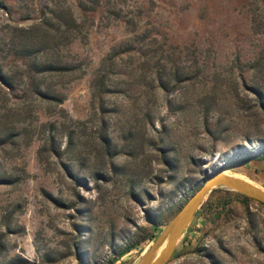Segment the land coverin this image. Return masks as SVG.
Here are the masks:
<instances>
[{"label":"rangeland","instance_id":"rangeland-1","mask_svg":"<svg viewBox=\"0 0 264 264\" xmlns=\"http://www.w3.org/2000/svg\"><path fill=\"white\" fill-rule=\"evenodd\" d=\"M100 1L0 0V264H135L264 140V0ZM223 195L164 264H264V206Z\"/></svg>","mask_w":264,"mask_h":264},{"label":"water","instance_id":"water-1","mask_svg":"<svg viewBox=\"0 0 264 264\" xmlns=\"http://www.w3.org/2000/svg\"><path fill=\"white\" fill-rule=\"evenodd\" d=\"M223 169L228 168H217L203 175L202 182L198 188L174 214L165 228L158 234L149 250H147L135 264H164L170 257L176 241L189 223L195 210L214 188L222 187L233 190L264 206L263 192L246 181L223 172ZM161 242H164V245L155 254V249Z\"/></svg>","mask_w":264,"mask_h":264},{"label":"trees","instance_id":"trees-1","mask_svg":"<svg viewBox=\"0 0 264 264\" xmlns=\"http://www.w3.org/2000/svg\"><path fill=\"white\" fill-rule=\"evenodd\" d=\"M100 4H101L100 0H77L78 8L82 11L96 9V7H98V5H100ZM154 69L156 70L157 81L159 83L158 85L160 88L163 89L164 88V81L162 80V72L160 71V70H162V67H161V65H159L158 67L157 66L154 67ZM64 70H65V68H64ZM175 70L176 69L172 70V68H171V70H169V73H171L170 75H172L173 77H176L175 75L177 74ZM257 107L262 112V114L264 115V97L261 94H258V96H257ZM256 145H257V148H255V149L243 148L242 150H240L238 152H233L232 155L230 156L231 158H227L224 160V163H226V164H224L223 167H232L233 165L241 163L243 161L264 160V140L257 141ZM201 181H202V179H200V182ZM219 191L223 192L224 193L223 196L226 198V200H224V201L222 200V203H221L224 205L226 203L230 202L232 199L236 198L237 201H239L241 204H243L244 206L247 207V202L252 200L251 198L244 196V195L237 193V192H231V191L223 189V188H214L209 192L206 200L200 205V207H208L209 205H211L212 197ZM195 213L196 212H194V215H195ZM246 213L250 214L249 211ZM122 254H123V252L120 251L119 255H122ZM113 261L114 260H110L108 262V264H112Z\"/></svg>","mask_w":264,"mask_h":264},{"label":"bare ground","instance_id":"bare-ground-1","mask_svg":"<svg viewBox=\"0 0 264 264\" xmlns=\"http://www.w3.org/2000/svg\"><path fill=\"white\" fill-rule=\"evenodd\" d=\"M222 171L225 172V173H228V174H230V175H232L234 177H237L239 179H242V180L246 181L247 183H249V184L253 185L254 187H256L257 189H259L264 194V188L261 185L257 184L256 182H254L253 180L249 179L248 177H246V176H244V175H242L240 173H237L235 171H230L228 169H224ZM161 243H163V242H161Z\"/></svg>","mask_w":264,"mask_h":264}]
</instances>
